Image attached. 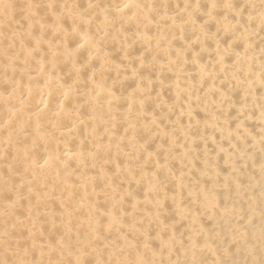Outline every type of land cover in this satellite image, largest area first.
I'll use <instances>...</instances> for the list:
<instances>
[{"label":"bare ground","instance_id":"6f19581e","mask_svg":"<svg viewBox=\"0 0 264 264\" xmlns=\"http://www.w3.org/2000/svg\"><path fill=\"white\" fill-rule=\"evenodd\" d=\"M0 65V264L256 261L264 0H0Z\"/></svg>","mask_w":264,"mask_h":264},{"label":"rangeland","instance_id":"374dc122","mask_svg":"<svg viewBox=\"0 0 264 264\" xmlns=\"http://www.w3.org/2000/svg\"><path fill=\"white\" fill-rule=\"evenodd\" d=\"M12 32H13L12 30H11V31L8 30V31L5 32L4 34H5V35H9V34H11ZM7 54H8V53H7ZM9 54H12V53L9 52ZM8 68H12V67L9 66ZM12 79H13V78L10 77L9 74H8V72H7V68H6V67H3V66L0 65V92L3 93L4 95H6V94L9 93V91H10V89L8 88L9 86H12V85H15V84H16V83H14V82L12 81ZM5 81H8V84H9L8 87H5V86H4ZM257 189H259V190H257ZM260 189H262V190H260ZM251 191H252L254 194H261V193L264 192V190H263V188H262L261 186H258V187L256 188V193H255V189H253V190H251ZM258 191H259V192H258ZM263 197H264V193H263ZM232 202H233V201H232ZM225 205H226V204H225ZM246 206H247V205H245V208L248 209V206H247V207H246ZM239 207H241L242 210H243V208H244V204H241ZM245 208H244V209H245ZM247 209H246V210H247ZM248 210H249V209H248ZM248 210H247V211H248ZM244 211H245V210H244ZM245 212H246V211H245ZM253 220H254V221H253ZM253 220H252V218L249 219V220H247L246 223H245V224H242L239 228H240V229H243V228L246 227L245 225H248V224L251 223V226H250V227H252V228H251V229H248V231H247L248 234H249V232L251 233L253 229H254V232H253L254 234H253V235L257 234V233H258V229L260 228L262 222H261V220H256V221H255V218H253ZM250 221H252V222H250ZM259 221H260L261 223H260ZM248 222H250V223H248ZM253 222H254V224H255L256 226H255L254 224H252ZM247 223H248V224H247ZM257 223H258V224H257ZM259 223H260V225H259ZM258 225H259V226H258ZM253 227H254V228H253ZM255 229H256V230H255ZM226 231H227V230L224 229L223 231H220V232H219V237H220L221 241H220V244H219L220 247H219V246H218V247H219V249H220V253H221L223 256H224V255H225V256H226V255L228 256V257L226 256V257L223 259V263H222V264L227 263L226 261H229L227 264H264V261H263V260H264V259H263V258H264V255H263V254H264V250H263V249H264V239H263V241H262L263 248L260 247L259 244H257L256 246L253 245V247H255V248L260 247V250L263 251V252H261V251L259 252V250H258V252L260 253V255H261V253H263V254H262L263 257L260 256V255L257 253V251H255L256 249H254V250L252 249L251 253L253 252L252 255L256 257V259H255L256 261H254V262H253V261L249 262V261H248V260H249L248 255H246L245 252L247 253V245L251 243V241H252L251 238H252V237H250V239H248V240L246 239L245 242L243 241V243H242L243 246H242V244L240 245L243 249H242L241 247H240V248H239V247H238V248H234V246H232V244H231V243H228V241H227L228 237H226V236H228V235H227V233H224V232H226ZM255 231H256L257 233H256ZM262 232L264 233V230H263ZM220 234H221V236H220ZM222 234H223V235L226 234V235H225V236H222ZM250 235H252V233H251ZM224 239H226V240H224ZM223 240H224V241H223ZM248 241H249V243H247ZM223 243H224V245H223ZM225 243H226V244H225ZM246 244H247V245H246ZM229 245H230L231 247H228ZM244 246H246V247H244ZM257 246H258V247H257ZM225 247L228 248V250H227ZM232 247H233V248H232ZM241 249H242V251L245 249V250L243 251V253L241 252ZM239 250H240V251H239ZM227 251H228L229 253H232V254H231L232 259H231V257H229V256H230L229 254H225V253H227ZM224 252H225V253H224ZM254 252H256V254H255ZM236 253H237V255H236ZM241 253H242V254H241ZM240 254H241L242 256L239 257ZM243 254H244V257H243ZM254 254H255V255H254ZM232 255H234V256H232ZM235 255H236V256H235ZM258 255H259V256H258ZM241 257H242V258H241ZM233 258H234L235 261H233ZM238 258H239V259H238ZM240 258H241V259H240ZM260 258H262V262H258V260H259ZM228 259H229V260H228ZM230 259H231V260H230ZM244 260L247 261V262H245ZM224 261H225V262H224ZM260 261H261V260H260Z\"/></svg>","mask_w":264,"mask_h":264}]
</instances>
